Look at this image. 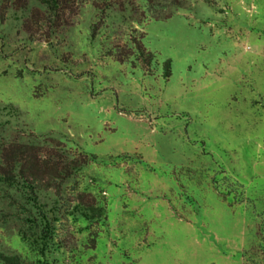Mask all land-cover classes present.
I'll return each instance as SVG.
<instances>
[{
	"label": "rangeland",
	"instance_id": "374dc122",
	"mask_svg": "<svg viewBox=\"0 0 264 264\" xmlns=\"http://www.w3.org/2000/svg\"><path fill=\"white\" fill-rule=\"evenodd\" d=\"M1 153L23 264H264V0H0Z\"/></svg>",
	"mask_w": 264,
	"mask_h": 264
},
{
	"label": "trees",
	"instance_id": "16d2710c",
	"mask_svg": "<svg viewBox=\"0 0 264 264\" xmlns=\"http://www.w3.org/2000/svg\"><path fill=\"white\" fill-rule=\"evenodd\" d=\"M61 0H44V2L47 4V6L52 9L54 12L57 11L59 5H60ZM139 54L142 55L145 59L146 62L152 63L154 61V54L153 53H148L146 54L144 51V46L141 44L140 47L138 48ZM171 60H167L165 62L167 69H169ZM167 75H169V72H167ZM2 155V156H1ZM0 155V162L3 160V155L4 153H1ZM1 166V165H0ZM10 173H1L0 172V191L2 190L3 186L6 184L5 182L12 183L10 181ZM86 215L88 213H85ZM88 216V215H87ZM0 263L1 264H23L21 256L16 253H9L7 252L4 247H2V244L0 243Z\"/></svg>",
	"mask_w": 264,
	"mask_h": 264
}]
</instances>
